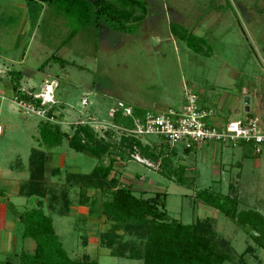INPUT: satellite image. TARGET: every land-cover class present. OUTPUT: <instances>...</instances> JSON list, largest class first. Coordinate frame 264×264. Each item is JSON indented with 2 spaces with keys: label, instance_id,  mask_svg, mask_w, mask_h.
I'll use <instances>...</instances> for the list:
<instances>
[{
  "label": "rangeland",
  "instance_id": "374dc122",
  "mask_svg": "<svg viewBox=\"0 0 264 264\" xmlns=\"http://www.w3.org/2000/svg\"><path fill=\"white\" fill-rule=\"evenodd\" d=\"M124 6L130 17L125 24L130 32L91 24L66 41L71 26L55 9L30 0H0V80L5 93L17 96L10 90L7 70L21 73L18 92L31 88L39 91L46 82L56 80L54 94L60 103L56 115L61 113V130L67 132L72 124L89 122L100 137L112 143L97 159L72 150L63 136L50 150V164L60 169V175L47 174L48 184L61 187L70 173L85 178L96 165H107L113 158L108 179L114 178L119 186L130 187L136 196L144 198L155 192L166 193L168 216L183 224L210 220L219 251L232 255V261L224 264H264V248L251 237L253 232L196 198L203 190L235 197L237 212L253 210L264 215V145L259 154L244 142L236 146L206 142L186 152L182 142L169 146L158 135L141 137L142 144H149L160 156L153 161L138 149L130 153L122 146L119 131L105 134L117 101L131 106L140 116L148 110L180 107L185 89L208 103L219 98L223 108L217 111L227 113L231 108L229 121L246 117L249 106L264 131V0H126ZM52 54L67 63L62 66L50 60ZM12 104L0 100V188L3 191L4 183L10 181L17 195L16 186L29 177L31 149L41 143L42 126L49 125ZM17 175L18 181L12 177ZM114 188H89L88 194L98 202L106 201ZM14 198L12 195L14 205L7 211L12 221L16 211L20 214L25 207L37 205L34 198ZM67 198L73 201L67 216L51 214L46 201L41 207L51 214L68 256L89 257L97 264H142L141 260L112 257L100 245L99 234L115 219L90 216L86 207L75 204L74 189ZM22 230V224L15 221L11 237L16 238V250L32 252L35 242L23 238ZM118 233L123 234L122 230ZM80 235L86 236V244ZM127 238L123 234V239ZM0 261L19 263L12 251L0 252Z\"/></svg>",
  "mask_w": 264,
  "mask_h": 264
},
{
  "label": "trees",
  "instance_id": "16d2710c",
  "mask_svg": "<svg viewBox=\"0 0 264 264\" xmlns=\"http://www.w3.org/2000/svg\"><path fill=\"white\" fill-rule=\"evenodd\" d=\"M30 1L43 3L48 8H53L64 15L71 26L66 41L74 37L81 27L91 24L97 28L106 24L116 31H129L125 25L126 21L130 20V17L125 14L126 0ZM49 59L62 66L67 63L55 54H52ZM7 72L13 85L12 89L17 92L18 98L32 101L35 106H39V100H33L30 96L21 95V92L17 91L20 87L21 73L19 71ZM29 91L33 93L35 89L31 88ZM59 104L55 97V104L46 112L48 118L41 119L44 125H49L54 130L42 126L40 146H44L45 149L31 150L29 177L22 183L18 192L20 196L30 201L33 198L37 199L36 207H25L20 214L15 212L18 214V221L23 226L22 237L30 238L35 242L32 252L21 251L14 255L18 257L20 264H97L96 260L89 257L72 259L68 256L55 232L51 214L57 212L59 216H67L69 213L67 207L73 202H70L67 196L72 189L77 193L75 204L86 207L90 216L115 219L106 231L99 234L100 245L106 248L112 257L141 260L142 264H224L232 261L231 254L219 251V245L210 230V220L183 224L168 216L165 208L166 193L155 192L154 195L144 198L142 195L136 196L130 187L119 186L114 178L108 179L115 163L113 158L109 159L107 165L101 163L96 165L85 178L79 173L68 174L63 185L67 187L65 189L62 188L63 186L51 187L46 178L47 174L57 177L60 175V169L51 166L50 150L61 143L63 136L67 137L68 146L72 150L89 153L97 159H100L112 147V143L100 137L88 123L78 122L72 124L69 131H62L60 128L61 113L53 114L54 111L60 112ZM251 115L253 114L249 116ZM111 122L113 127L105 130V134L109 136L112 131H118L114 129V126L126 128L132 126L131 120L121 117L120 114H115ZM140 139L122 133L120 143L122 146L125 145L130 153L138 149L146 159L153 161L160 159L158 153L152 151L149 144H142ZM194 146L195 144L188 148L184 147V149L187 152ZM113 148L116 149V147ZM159 154H162V150ZM111 187H115V190L111 193L110 200L98 202L95 197L88 194L89 188L105 191ZM196 198L222 212L240 228L247 227L253 232L251 237L254 241L264 248V215L253 210L237 212L238 200L235 197L217 195L203 190L196 195ZM45 201L51 214L47 215L41 207ZM60 201L63 204L61 207L58 206ZM120 230L128 236L126 240L123 239V234L118 233ZM80 237L82 244H86V236L80 235ZM240 261L242 262L241 256ZM3 264L13 263L6 261Z\"/></svg>",
  "mask_w": 264,
  "mask_h": 264
},
{
  "label": "built area",
  "instance_id": "2783aa9c",
  "mask_svg": "<svg viewBox=\"0 0 264 264\" xmlns=\"http://www.w3.org/2000/svg\"><path fill=\"white\" fill-rule=\"evenodd\" d=\"M57 86V81L51 80L43 84L39 91L32 93L29 90H24V92L21 90L23 95L39 100V106H35L32 101L20 99L18 96L13 97V102L20 110L34 114L40 119H46L48 118L46 112L55 104L54 93ZM198 99L194 91L185 89L183 104L180 107L158 112L148 110L140 113V116L135 115V110L131 106L117 101L109 115L112 118L115 114H120L121 117L131 120L130 128L114 126V129L126 136L141 138L147 135H158L169 146L182 142L186 148L193 144L206 142L232 146L244 142L251 144L256 154L261 152V146L264 145V131L260 127L261 120L257 115H247L242 119L230 120L218 127L210 123L215 111L202 107ZM53 114L56 115V111ZM50 120L54 121L52 118ZM86 123L89 124V122Z\"/></svg>",
  "mask_w": 264,
  "mask_h": 264
},
{
  "label": "crops",
  "instance_id": "0c3cea01",
  "mask_svg": "<svg viewBox=\"0 0 264 264\" xmlns=\"http://www.w3.org/2000/svg\"><path fill=\"white\" fill-rule=\"evenodd\" d=\"M17 40H18V38H17ZM6 77L8 78L9 75H6ZM9 80L11 81V79H9ZM1 84H2V81L0 80V100L1 101L8 100V101H10V104L13 106L12 103H14V102H12V100H11V99H13V93L11 95L8 94L7 92L5 93L4 86L1 85ZM12 86L13 85H12V82H11L10 83V87H11L10 90L11 91L13 90L12 89ZM198 98H199L198 99L199 100V104L202 107L211 108V109H213L215 111V115L211 119V122H210L211 124L216 125L218 127H221V126H223V124H225L226 122L229 121V119H228L229 116L228 115L231 114V108L229 109V111H227V113L224 112V111H221V112L220 111H217V110L223 108L222 107V102H221V100H219V98L218 99H216V98L213 99V101L211 103H208L207 100H204V99L202 100L199 96H198ZM212 107H214L215 109L212 108ZM176 108H178V107H176ZM245 112L247 113L246 116L248 114L249 115L252 114L250 112V107L249 106H247V109L245 108ZM2 132L0 133V135L2 134ZM39 147H41L40 144L38 145L37 148H32V149H39ZM12 177L14 178V180H16L17 177H18V175L16 177H14V176H12ZM2 180L0 182V187L3 184ZM18 180L19 179H17V181ZM17 181H14V183H16ZM4 184H5V188H3V191L0 188V252L3 253L5 251V252L8 253V252L12 251L13 254L15 255V254H18V252L16 250V238L11 237V236H12V233L15 232L14 231L15 230V221L19 222L18 221V214L15 213V216H14L15 221H12V220H10L8 218L7 211H8L9 205H12V204L14 205V203L10 199L12 197V195H13V197H15L14 200H17L18 198H24V197H22V196H20L18 194V192H19L18 187H20L19 184H18V186H16L17 191H18L17 192V195L13 193V192H16L15 190H13V192H12V189L14 188V186L12 187V184H10V181H7V184L6 183H4ZM6 188H8L10 190L8 193L7 192H4V189H6ZM24 199H26V198H24ZM16 208L18 209L17 206H16ZM21 251H24V250H20L19 253ZM0 264H3V263L0 261Z\"/></svg>",
  "mask_w": 264,
  "mask_h": 264
},
{
  "label": "water",
  "instance_id": "95a60500",
  "mask_svg": "<svg viewBox=\"0 0 264 264\" xmlns=\"http://www.w3.org/2000/svg\"><path fill=\"white\" fill-rule=\"evenodd\" d=\"M246 109H247V107H246Z\"/></svg>",
  "mask_w": 264,
  "mask_h": 264
}]
</instances>
